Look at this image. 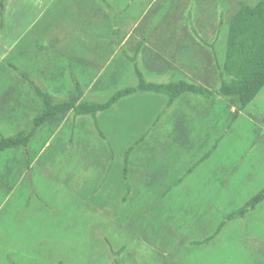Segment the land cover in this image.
Here are the masks:
<instances>
[{
    "label": "rangeland",
    "instance_id": "rangeland-1",
    "mask_svg": "<svg viewBox=\"0 0 264 264\" xmlns=\"http://www.w3.org/2000/svg\"><path fill=\"white\" fill-rule=\"evenodd\" d=\"M129 1L111 3L118 12ZM149 1L131 0V8L127 10V6L119 20L123 32L133 27ZM19 2L0 0L1 93L10 85L12 92L20 95L18 103L30 101L33 90L24 82V73L34 87L49 92L58 101L79 96L66 62L56 64L59 76L43 67L41 71L47 77L27 57L4 53L10 46L13 51L21 39L22 45L27 39H32V46L44 43V37L37 33L39 27L33 29L38 20L34 9L37 0ZM91 2L94 8L104 6L102 0ZM159 5L152 18L158 17L161 24L169 6L163 1ZM66 16L60 14L55 25L52 21L46 29L67 30L65 26L71 21ZM112 23L110 20L111 26ZM28 27L34 35L24 37ZM54 39H50L52 44H66ZM126 70L130 73V68ZM97 71L89 70L88 74L76 70L82 89ZM136 82L132 75L89 99L106 101L119 89ZM133 96L98 114L99 129L91 116L76 118L75 122L69 117L65 126L49 123L39 128L27 149L0 153V264H264V203L245 218L229 221L211 242L195 244L208 238L206 232L216 219L220 224L224 216L240 209L264 188V146L256 143L257 134L245 120L238 118L231 125L237 126L231 141L243 144L232 150L229 161L239 177L230 180L220 176L211 183L212 194L207 197H212L215 206L201 207L193 191L188 196H176L168 206L157 204L153 196L134 197L132 210L122 204L126 194L124 154L164 110L162 100L166 99L147 93ZM225 113L226 110L220 111L222 118ZM18 115L10 116L11 125L5 120L0 137L14 136L31 125L19 121ZM33 116L29 114L31 121ZM230 121L231 116L224 122L220 120V137ZM110 166L112 171L108 172ZM109 174L108 183L105 178ZM200 215L207 216L203 222H199ZM214 232L215 228L211 233Z\"/></svg>",
    "mask_w": 264,
    "mask_h": 264
},
{
    "label": "crops",
    "instance_id": "crops-1",
    "mask_svg": "<svg viewBox=\"0 0 264 264\" xmlns=\"http://www.w3.org/2000/svg\"><path fill=\"white\" fill-rule=\"evenodd\" d=\"M13 1L11 0V2ZM21 1L25 2L26 0ZM102 1L104 6L94 8L91 7L93 5L91 0H37L34 9H36V19L38 20H35L33 29L39 27L37 33L44 37L42 39L44 43L39 46H32V39H27L25 44L22 45L23 39H21L19 45L14 47L13 51L11 49L13 47L10 46L6 47L4 53L10 55L16 52L19 53L21 58L27 57L29 60L34 61L43 76H47L41 71L43 67L50 68L49 71L59 76L56 64H59L60 61L66 62L65 67L70 72L71 83L75 85L74 88L79 94V96H74L68 101L75 103L84 100L95 101L89 98L94 97L96 93L105 92L110 85L116 86L134 75L133 65L126 58L123 50L130 56L136 55L139 67L148 82L169 83L189 80L213 90L220 85L216 58L221 65L224 64L229 25L232 17L242 6L254 7L261 0H150L145 5L142 13L136 18L133 27L126 32L122 31L120 19L127 6H129L127 10L131 8V0L125 4V7H119L118 12L112 7L111 1L121 5L125 0ZM160 1L169 6V11L163 15L161 24L158 17L152 18L156 7H160ZM83 3H86V5H83ZM190 4L193 5V22L196 31L207 43H215L216 55L209 46L198 40L190 30L187 18ZM60 14L62 16L67 15L66 17L71 21V25L65 26V29H68L60 31L46 29L48 25L52 24V21L55 25L56 18ZM179 15L182 16L181 19ZM221 15L223 16V25L220 37L216 41ZM110 20L113 22V27ZM104 24L103 29L101 26ZM31 34L34 35L33 30L28 27L24 32V37ZM145 36H147V39L144 45L140 47ZM53 37L55 41L62 40L61 42H63L64 40L66 44H52L50 39H53ZM127 68H130V73L127 72ZM93 69L98 71L93 77L91 76L92 79L84 90L82 89V83L79 81V76H76V70H80L81 73L82 70H85L89 74V70ZM21 76L24 78V82L26 81L28 86H31L30 82L23 75ZM64 77L65 75H62V80ZM71 88L74 95V88ZM32 90L30 101L25 103H18L20 95L12 92L10 85L6 92L1 93L2 90H0V131H3L1 127L3 123H6L5 120L9 121L8 124L11 125L10 116L13 114H20L18 115L20 116L19 121L21 120L25 125H29L32 124L35 117L42 113V102L34 92V88ZM133 97L131 95L121 99L115 105ZM61 101L67 100L58 102ZM166 102L167 98L162 100L164 107ZM224 110L227 113L222 118L220 111ZM234 111L235 101L233 99L218 95L206 99L200 95L187 93L182 95L153 127L156 119L161 114L160 112L150 127L134 141L135 143L143 134L148 132L147 137L135 147L130 155L129 182L132 188L127 201L124 202V197L122 198V204L133 209L135 208L132 206L134 197L142 199L145 196H153L155 198L154 202L162 206H168L176 196L179 198L188 196L193 191L201 207L203 205L205 208L215 206L216 203L212 200V197H207L209 193L212 194L211 183L218 181L220 176H227L230 180L239 177L236 168L229 162L232 150L243 146L242 142L231 141L237 126L230 127L225 131L224 137L209 159L199 165L191 174L186 175V173L220 138L217 130L220 120L226 121ZM31 113L34 114L32 121L29 117ZM69 117L72 118H70L72 122H75L76 118L78 120L83 116L75 117L71 111L49 123L52 126H65L70 122ZM62 118H64L63 121ZM239 120H245L251 126L257 134L256 143L258 141L262 143L261 146H264V88L241 112ZM80 123L79 121L78 124ZM30 126L17 134L26 131ZM2 137L8 136H1L0 139ZM252 148H256L255 144H252ZM106 158L109 163L108 155ZM107 171H112L111 166L107 168ZM110 176L111 174L105 178L108 183ZM180 180L181 182L175 185ZM171 186H173L171 191L161 199V195ZM140 203L138 204L140 205ZM206 217L200 215L199 222H203ZM218 224V219H216L210 230L206 232L208 235L205 238L212 236L213 233L211 232L214 228L216 230Z\"/></svg>",
    "mask_w": 264,
    "mask_h": 264
},
{
    "label": "trees",
    "instance_id": "trees-1",
    "mask_svg": "<svg viewBox=\"0 0 264 264\" xmlns=\"http://www.w3.org/2000/svg\"><path fill=\"white\" fill-rule=\"evenodd\" d=\"M4 0H2L3 2ZM3 11H1L2 13ZM188 26L194 36L204 45L209 46L215 53V43L209 44L204 41L194 27L193 22V5L190 4L187 11ZM223 25V16L221 15L219 22V30L216 41L220 37L221 27ZM147 36L142 40L140 47L144 45ZM126 58L132 63L134 75L137 79L135 86L124 87L113 93L104 102L81 101L79 103L70 101L58 102L49 92L44 91L38 86L34 87L33 81L28 77L34 92L40 98L43 106L42 113L35 117L29 129L11 137H2L0 139V153L11 149L25 148L27 149L35 137L37 131L42 126L51 122L55 118L64 116L69 112H73L75 117L91 116L94 124L98 128L97 116L101 112L111 109L121 99L129 97L139 92L163 95L167 98L164 110L156 119L153 127L160 118L174 105V103L184 94L200 95L206 99L215 96H223L235 101V111L231 115V125L239 118L242 111L256 98L258 93L264 88V0H261L256 6H242L232 17L229 25V35L226 47L224 64L221 65L216 58V65L220 79V85L217 89H208L199 84L190 82L189 80H179L169 83L148 82L144 73L139 67L136 55L130 56L123 50ZM17 69V68H14ZM23 76L24 74L21 73ZM228 128V129H229ZM100 135L104 137L102 132ZM148 135L143 134L124 154L123 161V177L126 182V194L123 201L126 202L131 193V184L129 182V160L130 155L135 147L141 143ZM224 135H222L210 148V150L196 162L186 173L191 174L194 170L209 159L217 149ZM177 181L175 185H178ZM173 186L169 187L162 195L161 199L171 191ZM264 201V188L256 195L250 198L240 209L224 216L220 224L217 226L214 234L202 242H195L196 245H203L211 242L218 237L229 221L243 218L249 212L254 211L260 203ZM118 263V261H117Z\"/></svg>",
    "mask_w": 264,
    "mask_h": 264
}]
</instances>
